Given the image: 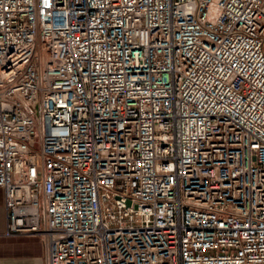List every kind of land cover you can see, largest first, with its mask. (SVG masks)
Returning <instances> with one entry per match:
<instances>
[{
  "label": "built area",
  "instance_id": "built-area-1",
  "mask_svg": "<svg viewBox=\"0 0 264 264\" xmlns=\"http://www.w3.org/2000/svg\"><path fill=\"white\" fill-rule=\"evenodd\" d=\"M0 189L45 264H264V0H0Z\"/></svg>",
  "mask_w": 264,
  "mask_h": 264
},
{
  "label": "crops",
  "instance_id": "crops-1",
  "mask_svg": "<svg viewBox=\"0 0 264 264\" xmlns=\"http://www.w3.org/2000/svg\"><path fill=\"white\" fill-rule=\"evenodd\" d=\"M4 195L0 189V264H45V248L35 237L6 235Z\"/></svg>",
  "mask_w": 264,
  "mask_h": 264
}]
</instances>
